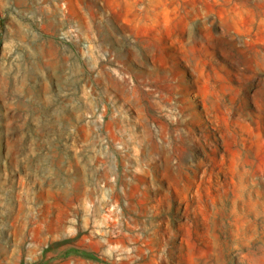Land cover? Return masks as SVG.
I'll return each instance as SVG.
<instances>
[{
	"label": "rangeland",
	"instance_id": "rangeland-1",
	"mask_svg": "<svg viewBox=\"0 0 264 264\" xmlns=\"http://www.w3.org/2000/svg\"><path fill=\"white\" fill-rule=\"evenodd\" d=\"M0 264H264V0H0Z\"/></svg>",
	"mask_w": 264,
	"mask_h": 264
},
{
	"label": "built area",
	"instance_id": "built-area-1",
	"mask_svg": "<svg viewBox=\"0 0 264 264\" xmlns=\"http://www.w3.org/2000/svg\"><path fill=\"white\" fill-rule=\"evenodd\" d=\"M30 246L33 247V246H35V244L31 243ZM38 254L39 255L42 254V251H39Z\"/></svg>",
	"mask_w": 264,
	"mask_h": 264
}]
</instances>
